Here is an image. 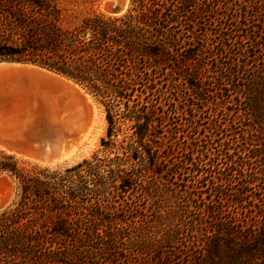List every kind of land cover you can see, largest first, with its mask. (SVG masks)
<instances>
[{
    "label": "trees",
    "instance_id": "1",
    "mask_svg": "<svg viewBox=\"0 0 264 264\" xmlns=\"http://www.w3.org/2000/svg\"><path fill=\"white\" fill-rule=\"evenodd\" d=\"M213 1L219 2L132 0L137 7L125 16L107 17L77 9L78 0H0V61L36 64L87 89L105 109L110 136L117 121L111 109L130 101L150 59L173 58L171 48L187 31L182 27L195 22L183 25L184 20L200 11L219 25L220 66L214 70L201 56L211 55L218 44L196 42L195 47L188 41V54L181 56L189 71L184 82L193 76L198 85H189L199 101L207 102L206 92L226 93L227 104L238 103L235 110L241 107L252 136L258 137L264 130V0H233L236 8L220 18L210 16ZM224 19L234 29L220 27ZM231 110L224 105L223 114L230 116ZM123 117L140 122L136 112ZM214 130L217 146L195 149L200 155L180 162L189 169L179 172L185 201L176 203L173 219L156 211L137 214L130 204L117 203L116 197L143 180L134 165L128 172L119 169L127 160L25 173L0 152V176L13 178L19 192L16 203L0 213V264H124L131 259L137 264H264V147L242 151L254 159L258 173L237 168L240 155L230 149L236 127L219 123ZM146 159L158 164L153 154Z\"/></svg>",
    "mask_w": 264,
    "mask_h": 264
},
{
    "label": "rangeland",
    "instance_id": "2",
    "mask_svg": "<svg viewBox=\"0 0 264 264\" xmlns=\"http://www.w3.org/2000/svg\"><path fill=\"white\" fill-rule=\"evenodd\" d=\"M103 1L78 0L79 3L76 7L89 14H102L107 17H122L137 7V3L127 0L128 7L125 13L120 16H114L104 10ZM220 1L223 0L211 2L209 8L211 17L220 18L219 15L224 16L230 12L231 8L234 9L237 6V2H233V0L224 5L220 4ZM107 5L109 6L110 4L107 3ZM190 19H194L195 22L189 25L190 28L182 27L183 29H187V31L181 32L183 33V38L176 41L174 44L175 48H171L174 49L171 52L173 58L167 61H153L150 59L149 66L144 70L146 74L142 72L139 79L136 80L138 84L135 82L136 91L132 93L130 101L127 104L125 103L126 105L122 103L111 109L117 121L113 125L110 136H108L109 126L106 121V112L103 105L86 89L101 106L106 121L104 137L101 138L97 151L90 159L73 165H67L66 163V165L64 163L52 164L49 161L36 159L30 161V159L8 154L2 149H0V152L12 156L19 169L25 173L35 170L62 173L64 170L76 167L77 164L84 162L115 159L121 161L127 160L123 164L120 162L122 165H119V169L123 172H128L134 165L133 168L141 173L143 180L141 181V186L134 188L133 191L129 190L123 197H116L117 203L123 206H125L124 203L130 204L131 207L137 209V214L144 213L150 215L153 211H156L168 218L170 217V219H173L171 215L175 212L176 203L183 204L185 201L183 191L186 187L184 183L180 184L179 172L188 173L189 168L180 162H184L187 158H194L199 154H196L195 149L204 151L217 146L218 144L215 142L213 136L215 126L219 123L223 125L231 123V125L236 127L235 135L231 137L230 149H233L235 153L240 155L241 160L237 168L239 166L243 168L250 167L252 168V173H258V166H256L254 159L248 158V155L242 151L243 147L255 148L259 145L264 147V130L261 131L258 137L252 136L251 127L248 126L251 123L249 117L244 115L241 107L239 108L240 110H235L238 109L236 108L238 104L236 101L232 102L233 106L227 104L226 93L219 95L214 94V91L206 92L205 95H209V98L205 97L207 102L204 100L199 101L192 92L193 86L198 85L193 76H187V82H184V74L189 71L185 69L188 68V63L181 56L188 54L185 52L186 48L189 47L188 41L195 47H199L196 42L200 44L204 42V45L212 44L213 46L218 44L214 47L211 55L202 54L201 56L205 58L204 63H212L214 70H216L217 66H220L218 49L221 38H219L218 23L208 18L207 14L200 15V11L194 13L193 17L188 18L187 21L184 20L183 25L189 23ZM220 27L234 29L230 26V22L227 19L222 21ZM192 31L193 34L191 35ZM171 33H173V30ZM224 33H227V31H224ZM233 34L228 36L233 39ZM185 36L190 40H187ZM178 44L182 48L176 51L175 49L179 48ZM213 95L215 97H212ZM220 99L223 101H219ZM211 100H215L216 102ZM224 105L230 106L232 116L226 117L223 114ZM128 111L136 112L139 115L140 122H137L134 118L123 117ZM193 112L200 118L193 117ZM140 133H143V135L139 140ZM222 141V139L219 140V142ZM192 149L194 151L193 157L189 155ZM147 153L157 157L158 164H155V166L148 164V160L146 159ZM135 154H138L137 156L145 160L142 162L137 160ZM197 158H202V156L196 157L195 161ZM177 163H179L178 166H176ZM0 177L3 179L0 183L1 213L16 203L19 192L17 182L13 178L7 175ZM167 188L173 189L178 195L173 197L176 194L171 195L170 192H166ZM174 198L179 199L175 201ZM137 225L138 223H135V226ZM154 232H159V229H155ZM92 264L100 263L96 262ZM104 264L108 263L104 262ZM124 264H137V261L131 259Z\"/></svg>",
    "mask_w": 264,
    "mask_h": 264
},
{
    "label": "bare ground",
    "instance_id": "3",
    "mask_svg": "<svg viewBox=\"0 0 264 264\" xmlns=\"http://www.w3.org/2000/svg\"><path fill=\"white\" fill-rule=\"evenodd\" d=\"M127 7V0L103 1L104 10L114 16L125 13ZM53 77L58 82L55 89L60 92L51 94V89L44 86L39 91L43 95L41 102L34 92L6 91V86L0 87L4 88L0 90V123L9 125L11 132L5 134L7 131L0 128V141L9 146L8 140L16 139L25 151L2 150L30 161L73 165L90 159L97 151L106 121L92 96L65 78ZM1 180L2 177L0 183Z\"/></svg>",
    "mask_w": 264,
    "mask_h": 264
},
{
    "label": "water",
    "instance_id": "4",
    "mask_svg": "<svg viewBox=\"0 0 264 264\" xmlns=\"http://www.w3.org/2000/svg\"><path fill=\"white\" fill-rule=\"evenodd\" d=\"M0 74L3 75L0 77V87L6 86V91L19 89L20 91L26 93L34 92L38 95L36 98H38L40 102L43 100V95H41L39 91L42 90L44 86L51 89V94L53 92H60L55 89L58 82L53 75L67 79L71 83L78 85L82 91L90 95L86 89L68 77L32 63L0 61ZM3 89L4 88H1L0 90ZM0 128L2 131H7L5 134L11 133L9 125L6 126L0 123ZM6 137L8 138L10 136L7 135ZM8 141L9 146H6L2 141H0V149L3 148L6 151H12L15 153H23L25 151L22 146L18 145V141L16 139Z\"/></svg>",
    "mask_w": 264,
    "mask_h": 264
}]
</instances>
